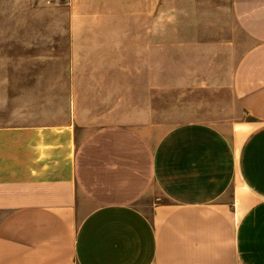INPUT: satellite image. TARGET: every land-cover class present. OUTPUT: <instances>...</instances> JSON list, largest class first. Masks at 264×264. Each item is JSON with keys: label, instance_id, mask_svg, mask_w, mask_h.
Here are the masks:
<instances>
[{"label": "crops", "instance_id": "1", "mask_svg": "<svg viewBox=\"0 0 264 264\" xmlns=\"http://www.w3.org/2000/svg\"><path fill=\"white\" fill-rule=\"evenodd\" d=\"M165 4L203 17L173 22V57L184 44L226 42L228 12L231 41L245 40L228 73L242 118L229 128L192 119L163 131L157 123L164 23L147 13ZM66 6L145 19H71L67 35L55 36L70 61L68 82L58 87L5 82L0 64V264H264V0ZM51 27L0 19V29H35L11 37L42 42L38 59L52 58ZM4 36L0 30L1 49ZM148 59L156 60L155 85ZM121 60L139 67L120 68ZM56 90L63 94L53 107ZM149 195L163 199L149 203Z\"/></svg>", "mask_w": 264, "mask_h": 264}, {"label": "rangeland", "instance_id": "2", "mask_svg": "<svg viewBox=\"0 0 264 264\" xmlns=\"http://www.w3.org/2000/svg\"><path fill=\"white\" fill-rule=\"evenodd\" d=\"M66 2L67 0H0L1 20L20 21L21 23L30 20L48 21L52 24L50 30L53 35V40L49 44L52 58L38 59L36 56L42 55V53H39L42 50V42H38L37 38L11 37L12 32L35 29H0L5 35L2 49L0 48V52H4V59L0 60V64L2 63L5 68V82L13 81L17 83L20 80L35 81L37 84L47 82L53 86L57 85V87L66 84L69 77L70 63L66 57L67 45L61 44L55 36L67 35V26L71 19L109 21H123L129 18L133 20L145 19V16L140 17L139 13L131 15V13L119 11L72 12L68 10ZM227 3L230 4V0H227ZM189 15L191 20L203 19L202 16L198 17V13L172 11L170 4H165L162 12L147 13L149 21L159 20L164 23V58L161 61L163 64L164 91L158 93L157 98L155 92H153V107L159 113L157 123L162 124L163 131H165L181 121L194 119L212 122L224 130L229 128L232 122L242 118L240 111L235 108L232 100V93L228 84V73L235 58L246 43L245 40H240V42L231 41L232 19L228 12L226 42L212 44L211 47L204 44H184L185 48L182 53L179 52L180 57H178V54L173 57V53L179 51V45L172 24L179 19H188ZM192 29L199 30L200 28L192 27ZM199 46L201 47L199 48ZM119 63L121 64L120 68L131 67L134 69L139 67L136 61L121 60ZM147 66L149 72L148 83L150 85L151 82L155 85L156 60L148 59ZM44 69H46V72H44ZM33 73L35 76H33ZM43 73H46V75L43 76ZM174 82H180V84L175 86ZM188 87L191 88V91H187ZM51 94L53 95V107H58L60 95L63 94V91L56 90L52 91ZM36 99L43 101V92L38 93ZM53 110H58V108H53ZM162 199L160 196L152 197L149 195L145 198V201L149 203L152 201L159 202ZM83 204L85 211L93 208L88 202Z\"/></svg>", "mask_w": 264, "mask_h": 264}]
</instances>
